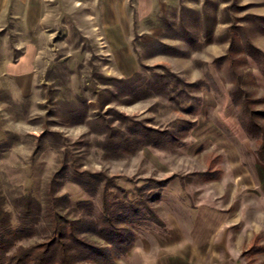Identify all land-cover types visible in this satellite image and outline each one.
<instances>
[{"label": "rangeland", "instance_id": "374dc122", "mask_svg": "<svg viewBox=\"0 0 264 264\" xmlns=\"http://www.w3.org/2000/svg\"><path fill=\"white\" fill-rule=\"evenodd\" d=\"M16 1L0 0L12 224L51 188L111 264H264V0H28L29 30Z\"/></svg>", "mask_w": 264, "mask_h": 264}, {"label": "trees", "instance_id": "16d2710c", "mask_svg": "<svg viewBox=\"0 0 264 264\" xmlns=\"http://www.w3.org/2000/svg\"><path fill=\"white\" fill-rule=\"evenodd\" d=\"M47 198L41 204L39 200L24 195L16 214V223L12 224L11 214L0 202V264H111V249L93 246L81 240L82 231L71 222L64 221L57 212L59 198H54L51 188ZM44 205V207L42 206ZM103 205L96 228L99 235L107 234V240L115 249L127 244V238L114 227L116 223ZM45 221L44 242L21 246L19 243L39 232L41 221ZM85 227L91 222L80 220ZM87 229V228H86ZM106 236V235H105ZM102 237V236H101ZM113 248V249H114Z\"/></svg>", "mask_w": 264, "mask_h": 264}, {"label": "crops", "instance_id": "0c3cea01", "mask_svg": "<svg viewBox=\"0 0 264 264\" xmlns=\"http://www.w3.org/2000/svg\"><path fill=\"white\" fill-rule=\"evenodd\" d=\"M17 5H20L21 7H25V11L22 14V19H23V23L24 25H26V29L29 30L30 29V21H31V15H30V11H29V5H28V0H17L16 1ZM13 15H17L13 13ZM29 53H26L25 55L21 56L19 61L16 63V65L13 64V66H17L16 71L21 72V73H28L29 72V67H30V61H29ZM12 66V67H13Z\"/></svg>", "mask_w": 264, "mask_h": 264}]
</instances>
